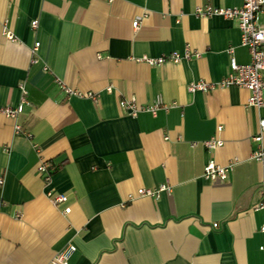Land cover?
<instances>
[{
  "label": "crops",
  "instance_id": "1",
  "mask_svg": "<svg viewBox=\"0 0 264 264\" xmlns=\"http://www.w3.org/2000/svg\"><path fill=\"white\" fill-rule=\"evenodd\" d=\"M242 1L0 0V110L19 104L23 84L17 122L30 134L16 136L0 112V264H49L68 244L69 264L264 263V166L250 158L264 108L247 106L239 87L187 91L224 78L229 50L249 63L235 21L194 13ZM186 47L198 57L143 61ZM157 96L174 107L133 118L117 104L147 107ZM213 137L222 146L209 152L201 143ZM41 159L52 168L48 185ZM232 160L224 182L202 177L207 163ZM162 185L169 191L157 198L136 195ZM48 192L67 202L52 205Z\"/></svg>",
  "mask_w": 264,
  "mask_h": 264
},
{
  "label": "built area",
  "instance_id": "2",
  "mask_svg": "<svg viewBox=\"0 0 264 264\" xmlns=\"http://www.w3.org/2000/svg\"><path fill=\"white\" fill-rule=\"evenodd\" d=\"M196 16L201 18H208L213 16L222 17L226 20H233L237 23V28L240 33V44L245 48L249 55V63L245 65H239L235 62L231 56V50L228 51L229 58V72L217 83L198 81L191 83L187 86L189 93H194L197 90L200 92H210L217 87H239L245 89L249 93V99L247 100V106L256 109L264 108V29L258 24L259 15L264 13V0H243L240 8H217L209 5L197 7L194 10ZM37 22H31V28L35 29ZM139 21L132 22L133 29L137 30L139 27ZM11 40L12 38L9 37ZM38 47V43L34 45V49ZM197 56L187 47L183 54L177 52L170 53L168 55L160 56L155 59L143 60L149 66H158L164 63L177 64L183 59H188L192 56ZM20 91V102L15 107L6 106L0 110L1 114L5 117L14 120L13 131L16 136H23L30 138V134L22 129L17 122L19 115L22 113L23 106L26 104V92L23 84L18 85ZM63 92L67 96L86 97L92 100L96 99L94 94H81L71 88L63 87ZM110 91V88H107ZM119 108L125 112L128 116L135 118L140 112H148L152 116H155L156 112L160 109L168 110L174 107L175 104L164 105L160 96H157L155 102L151 106L142 107L139 106L134 98H120L118 101ZM221 128H217L219 132ZM264 133V119H260L258 122V134L252 137V142L257 144L255 151L251 153L250 158L256 162H260L264 166V148L261 146V136ZM196 144H191L194 147ZM201 145L207 151H213L216 148L222 146V142L213 137L207 141L201 143ZM236 160H232L225 166H218L211 162L207 163L203 169L202 177L209 182H224L228 174L234 167ZM37 172L40 175L43 183L48 185L51 180L52 168L48 161L41 159L37 166ZM169 188L165 185L160 186L156 190H138L137 196L140 197H155L157 198L161 192H168ZM261 201L258 204V209H264V184L260 190ZM46 196L52 202V205L59 207L67 202L66 196L62 194L47 193ZM70 209L64 207L61 213L64 215L69 214ZM216 227V224L213 225ZM264 251V247L259 248ZM75 248L73 245L68 244L62 250L57 252L49 264H69V260ZM264 264V263H263Z\"/></svg>",
  "mask_w": 264,
  "mask_h": 264
}]
</instances>
